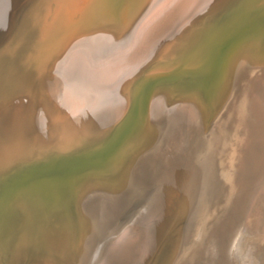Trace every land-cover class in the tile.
Masks as SVG:
<instances>
[{
  "label": "rangeland",
  "instance_id": "obj_1",
  "mask_svg": "<svg viewBox=\"0 0 264 264\" xmlns=\"http://www.w3.org/2000/svg\"><path fill=\"white\" fill-rule=\"evenodd\" d=\"M167 2L130 0L116 24L102 18L108 0L0 5V264H211L216 248L204 229L244 192L252 110L264 107V0H196L160 35ZM216 52L231 55L224 74ZM109 69L121 71L105 81ZM220 160L226 185L212 190ZM251 208L233 264H264V205ZM151 219L164 228L154 252L118 258V245L143 241Z\"/></svg>",
  "mask_w": 264,
  "mask_h": 264
},
{
  "label": "bare ground",
  "instance_id": "obj_2",
  "mask_svg": "<svg viewBox=\"0 0 264 264\" xmlns=\"http://www.w3.org/2000/svg\"><path fill=\"white\" fill-rule=\"evenodd\" d=\"M5 0H0V5H2L3 4V2H4ZM118 1V2H117ZM129 1L130 0H121V2H119V0H108V2L110 3L108 6H107V8H106V10L104 9V7H103V5L102 6H100L101 7V10H102V18L103 19H105V21L106 22H109L108 24H110V23H114V24H116V23H118V21H119V17L121 16V17H124V13L126 12H124V13H120V11H121V9L122 8H124V5L126 6V5H128L129 6ZM196 0H168V4L164 7V8H162L161 9V11H160V14H159V17H164L163 18V23H162V25L159 27V31H161V33H160V35H162L163 33H164V31H165V28H166V25H168V26H171V24L173 23V22H175V20L178 18V17H180L181 15H182V13L187 9V8H189L194 2H195ZM39 2V1H38ZM32 3H34V2H32ZM31 3V4H32ZM67 3V2H66ZM115 3V4H114ZM162 3H164V2H162ZM9 4V3H8ZM43 4V3H42ZM46 4V3H45ZM114 4V5H113ZM51 5V4H50ZM119 5V6H118ZM198 5V4H197ZM7 6V5H6ZM32 6H33V4H32ZM65 6V5H64ZM68 6V5H67ZM99 6V5H98ZM112 6L113 7H117L118 6V8H116L117 9V13L119 14H117V13H113V12H115V11H113V8H112ZM159 6V5H158ZM35 7V6H34ZM127 7V6H126ZM6 8V7H5ZM72 8V7H71ZM157 8V7H156ZM165 8L167 9V8H169L170 9V11L168 10V12H166L165 11ZM7 9V8H6ZM37 9V8H36ZM50 9V8H49ZM257 9V8H256ZM255 9V10H256ZM39 10V9H38ZM72 10H73V8H72ZM127 10H129V7L127 8ZM42 11H43V9H42ZM250 11V10H249ZM258 11V10H257ZM261 11V10H260ZM34 12H36V11H34ZM45 12V11H44ZM166 12V13H165ZM250 12H252V11H250ZM262 12H264V11H262ZM43 13V12H42ZM49 13H50V11H49ZM155 13H157V11H155ZM159 13V12H158ZM258 13H259V11H258ZM6 14V13H5ZM56 14V13H55ZM72 14V17H73V13H71ZM95 14V13H94ZM98 14V13H97ZM150 14V13H149ZM256 14H257V12H256ZM262 14H264V13H262ZM152 15V14H151ZM153 15H155V14H153ZM30 16H31V14H30ZM99 16V15H98ZM264 16V15H263ZM29 17V16H28ZM27 17V18H28ZM93 17V16H92ZM92 17H90V18H92ZM100 17V18H101ZM143 17V16H142ZM246 17V16H245ZM245 17H243V18H245ZM248 17V16H247ZM261 17H262V15H261ZM261 17H259V18H261ZM148 18V17H147ZM149 18H152V17H149ZM248 18H250V17H248ZM259 18L257 19V21H258V23H259ZM29 19V18H28ZM99 19V18H98ZM155 19V18H154ZM160 19V18H159ZM242 19V18H241ZM247 19V18H246ZM264 19V18H263ZM61 20V19H60ZM96 20H97V18H96ZM161 20V19H160ZM252 20V19H251ZM261 20V19H260ZM124 23H126L127 22V20H125V18H124ZM146 21V20H145ZM152 21H154V20H152ZM240 22H241V20H239ZM239 21H237L236 20V22H239ZM68 22V21H67ZM66 22V23H67ZM160 22V21H159ZM235 22V23H236ZM13 23V22H12ZM96 23V22H95ZM143 23V22H142ZM186 23V22H185ZM242 23V22H241ZM244 23V22H243ZM242 23V24H243ZM57 24H58V22H57ZM57 24H55V25H57ZM60 24V23H59ZM64 24L65 23H63V26H64ZM107 24V23H106ZM182 24V23H181ZM229 24V23H228ZM234 24V23H233ZM232 24V25H233ZM0 25H1V23H0ZM91 25V24H90ZM104 25V24H103ZM138 25H145L144 23L143 24H138ZM236 25V24H235ZM250 25H252V24H250ZM60 25H58V27H59ZM106 26V25H105ZM108 27L110 26V25H107ZM229 26V25H228ZM66 27V26H65ZM71 27V26H70ZM146 28V27H145ZM224 28V27H223ZM240 28V27H239ZM242 28V27H241ZM66 29H67V27H66ZM65 29V30H66ZM69 29V28H68ZM110 29H112V30H115V28H110ZM138 29V28H137ZM147 29V28H146ZM229 29H231V28H229ZM233 29V28H232ZM232 29H231V31L229 30V32H232ZM237 29V28H236ZM243 29V28H242ZM86 30V29H85ZM91 30V29H90ZM94 30V29H93ZM142 30H144L145 32L147 31V30H145L144 28L142 29ZM150 30V29H149ZM225 30V29H224ZM37 31V30H36ZM64 31V30H63ZM73 31V30H72ZM87 31H88V29H87ZM108 31V30H107ZM139 31V30H138ZM137 31V32H138ZM243 31H245V29L243 30ZM247 31V30H246ZM253 31V30H252ZM60 31L58 30V35L59 34H61V36H62V34L63 33H59ZM61 32H62V30H61ZM65 32V31H64ZM86 32V31H85ZM89 32V31H88ZM88 32H87V34H88ZM96 32V31H95ZM97 32H98V30H97ZM130 32H131V30H130ZM135 32V31H134ZM142 33H143V31H141ZM145 32H144V35H145ZM151 32V31H150ZM237 32H238V30H237ZM250 32V31H249ZM17 33H19V32H17ZM66 33V32H65ZM89 33H91V32H89ZM115 33L117 34V36H119V31H117V30H115ZM141 33V34H142ZM228 33V32H227ZM236 33V32H235ZM239 33V32H238ZM37 34H38V32H37ZM40 34V33H39ZM48 34V33H47ZM55 34H56V32H55ZM133 34V33H132ZM141 34L139 35V37L136 35V37H138L139 38V40H140V36H141ZM214 34V33H213ZM225 34H226V32H225ZM232 34V33H231ZM241 34V33H240ZM41 35V34H40ZM57 35V34H56ZM63 35H65V34H63ZM143 34H142V36H144ZM149 35V34H148ZM229 35V34H228ZM238 36H240L239 34H237ZM245 35V34H244ZM244 35H243V37H244ZM88 36H90V35H88ZM223 36V35H222ZM227 36V35H226ZM133 37V36H132ZM135 37V36H134ZM217 37V36H216ZM215 37V38H216ZM232 37H234V36H231V38ZM6 38V37H5ZM4 38V39H5ZM56 38H57V36H56ZM56 38H53V40L54 39H56ZM59 38V37H58ZM63 38H64V36H63ZM66 38V37H65ZM64 38V39H65ZM229 38V37H228ZM235 38V37H234ZM237 38V37H236ZM235 38V39H236ZM3 39V40H4ZM142 39V38H141ZM145 39V38H144ZM211 39V38H210ZM217 39V38H216ZM234 39V40H235ZM2 40V41H3ZM218 40V39H217ZM225 40V39H224ZM228 40V39H227ZM232 40H233V38H232ZM1 41V42H2ZM39 41V40H38ZM37 41V42H38ZM46 41V40H45ZM58 41V40H57ZM208 41V40H207ZM207 41H205V42H207ZM216 41V40H215ZM231 41V40H230ZM229 41V42H230ZM0 42V43H1ZM36 42V43H37ZM56 42V41H55ZM59 42V41H58ZM145 42V41H144ZM175 42V41H174ZM226 42H228V41H226ZM229 42H228V44H229ZM234 42V41H233ZM39 43V42H38ZM43 43H44V41H43ZM140 43H141V41H140ZM171 43H173V42H171ZM220 43H222V41H220ZM12 44V43H11ZM143 44V43H142ZM228 44H227V47H229L228 46ZM230 44H231V42H230ZM229 44V45H230ZM35 45V44H34ZM134 45V44H133ZM138 45V44H137ZM141 45V44H140ZM144 45V44H143ZM202 45V44H201ZM224 46V45H223ZM39 47H41V44H40V46ZM43 47H45V46H43ZM42 47V48H43ZM52 47V46H51ZM133 47H135V46H133ZM137 47V46H136ZM141 47V46H140ZM147 47V46H146ZM145 47V48H146ZM200 47V46H199ZM33 48H35V46L33 47ZM46 48V47H45ZM138 48V47H137ZM209 48V47H208ZM221 49L223 48V47H220ZM220 48H218V49H220ZM7 49H8V47H7ZM36 49V48H35ZM38 49V48H37ZM132 49V48H131ZM201 49V48H200ZM225 49V48H224ZM228 49V48H227ZM3 50V49H2ZM129 50V49H128ZM168 50V49H167ZM217 50V49H216ZM136 51V50H135ZM142 51V50H141ZM204 51V50H203ZM219 51V50H218ZM223 51V50H222ZM221 50H220V52H222ZM225 52L224 53H226V50H224ZM2 52H4V51H2ZM138 52H139V50H138ZM142 52H144V50L142 51ZM141 52V53H142ZM205 52H206V49H205ZM204 52V53H205ZM220 52H218L219 54H220ZM229 52H230V50H229ZM30 53V52H29ZM134 53H136V52H134ZM140 53V54H141ZM203 52H202V50H201V54H202ZM203 53V54H204ZM208 53V52H207ZM145 54H147V53H145ZM201 54H200V56H201ZM216 54H217V52H216ZM219 54H217V58H216V62H218L219 60H218V58L220 59V57L218 56ZM221 54H223V52L221 53ZM1 55V54H0ZM3 55V54H2ZM29 55H31V53L29 54ZM35 55V54H34ZM70 55V54H69ZM68 55V56H69ZM142 55H143V53H142ZM15 56V55H14ZM67 56V57H68ZM120 56H121V54H120ZM131 56V55H130ZM135 56V55H134ZM134 56H131V57H134ZM221 56V59H220V61H219V67L216 65V67H218L219 68V70H221V73H225V72H222V69L224 68L223 67V64H224V62H225V60H226V56H228V53L227 54H224V56H222V55H220ZM229 56H231V55H229ZM229 56H228V59H229ZM84 57V56H83ZM198 57V56H197ZM196 57V58H197ZM203 56H201L200 58H202ZM206 57V56H205ZM216 57V56H215ZM147 58V57H146ZM196 58H194L195 60H196ZM200 58H198V59H200ZM88 59V58H87ZM86 59V60H87ZM120 59V58H119ZM118 59V60H119ZM136 59V58H135ZM141 59V58H140ZM144 59V58H143ZM148 59V58H147ZM206 59V58H205ZM214 59V58H213ZM41 60V59H40ZM39 60V61H40ZM85 60V59H84ZM129 60V59H128ZM132 60H134V58L132 59ZM137 60V59H136ZM218 60V61H217ZM23 61V60H22ZM80 61V60H79ZM117 61V60H116ZM141 61V60H140ZM192 61H194V60H192ZM203 62H204V60H202ZM25 62V61H24ZM84 62H87V63H89L88 61H84ZM128 62V61H127ZM131 62V61H130ZM142 62H143V60H142ZM212 62V61H211ZM227 62V61H226ZM140 63V62H139ZM82 64V63H81ZM126 64V63H125ZM135 64V63H134ZM134 64H133V66H134ZM212 64H213V62H212ZM211 64V65H212ZM214 64H216V63H214ZM39 65V64H38ZM140 65V64H139ZM209 65H210V63H209ZM225 65V64H224ZM22 66H24V63H23V65ZM35 66H37V65H35ZM88 66H89V64H88ZM126 66V65H125ZM133 66H132V68H133ZM199 66H201V65H199ZM215 66V65H214ZM213 66V67H214ZM81 67V66H80ZM208 67V66H207ZM212 67V66H211ZM225 67H227V66H225ZM93 68V67H92ZM121 68V67H120ZM123 68V67H122ZM210 68V67H209ZM37 69V68H36ZM212 69V68H211ZM73 70V69H72ZM86 70V69H85ZM89 70V69H88ZM125 70H127V68L125 67ZM206 70V69H205ZM209 69L207 68V71H208ZM214 70V69H213ZM216 70L218 71V69L216 68ZM214 71V72H217V71ZM12 71V70H11ZM75 71V70H74ZM80 71V70H79ZM82 71V70H81ZM93 71V70H92ZM91 71V72H92ZM121 71V70H120ZM120 71H118V72H120ZM224 71V70H223ZM118 72L117 71H114L113 69L111 70V69H109V70H107L106 71V73H105V81H111V80H113L117 75H118ZM123 72V71H122ZM95 73V72H94ZM79 74H80V72H79ZM83 74V73H82ZM215 74H218V73H215ZM93 75V74H92ZM120 75V74H119ZM80 76V75H79ZM83 76V75H82ZM86 76H87V74H86ZM88 76H90V75H88ZM118 77V76H117ZM29 78V77H28ZM41 78V77H40ZM89 78V77H88ZM91 78V77H90ZM38 79V78H37ZM116 80V79H115ZM122 80H123V78H122ZM84 83V82H83ZM87 83V82H86ZM97 85V84H96ZM114 85V84H113ZM104 86V85H103ZM101 88V87H100ZM103 89H105V87L103 88ZM102 90V89H101ZM112 90V89H111ZM113 90H115L114 88H113ZM119 90V89H118ZM110 91V90H109ZM105 92H107V90L105 91ZM112 92V91H111ZM113 92H115V91H113ZM122 92V91H121ZM153 92V91H152ZM139 93V92H138ZM103 94V93H102ZM109 94V93H108ZM151 94V93H150ZM116 95V94H115ZM134 96V95H133ZM142 96V95H141ZM143 97V96H142ZM37 98H39V97H37ZM133 98V97H132ZM137 99H138V96H137ZM137 99L135 100V102L133 101V100H131V104H132V106L134 107V104H135V106H137L136 105V103H137ZM140 99V98H139ZM144 102V101H143ZM36 103V102H35ZM45 103V102H44ZM264 104V103H263ZM56 105V104H55ZM54 105V106H55ZM115 108H117V107H115ZM56 109H57V107H56ZM135 109V108H134ZM141 110V109H140ZM113 111H114V109H113ZM115 111H117V110H115ZM252 115H253V117H254V120L252 121V123H251V126H250V129H249V132H250V136H251V142H250V144L248 145V147H246L245 145H244V147H246V162H245V165L243 166V169H242V174H243V180H244V182H243V185H244V192H242V193H240V194H236L235 195V197H234V199H233V202H232V205H231V207H230V209L229 210H221V211H218L217 212V214H216V218L213 220V222L207 227V229H206V232H205V229H204V236H205V240L207 241V242H209V241H213V244H214V246H215V251H214V254H213V256L211 257V260H210V262H211V264H233L231 261V249L233 248V246H234V244H235V242H236V239H237V237L239 236V233H240V231H241V228L243 227V220L245 219V216H246V214H247V211L254 205V204H261V205H264V107H263V105L262 104H260V103H255L254 104V106H253V110H252ZM20 117V116H19ZM18 117V115H17V118H19ZM60 117V116H59ZM21 118V117H20ZM133 118V117H132ZM42 119V118H41ZM128 120V116L125 118V120ZM18 120V119H17ZM132 120V119H131ZM54 121V120H53ZM60 121V120H59ZM21 122V121H20ZM51 122V121H50ZM18 123V122H17ZM19 124V123H18ZM124 124V123H123ZM122 124V126H124ZM128 124V123H127ZM176 123L174 122V125H175ZM22 125V124H21ZM20 126V125H19ZM125 127V126H124ZM174 127V126H173ZM22 128V127H21ZM21 128H19V130H21ZM122 128V127H121ZM120 128V129H121ZM16 129H17V127H16ZM18 130V131H19ZM21 132H22V130H21ZM118 132H122V131H118ZM19 133V132H18ZM17 133V134H18ZM22 134V133H21ZM249 134V133H248ZM20 135V134H19ZM23 135V134H22ZM232 137V136H231ZM243 137V136H242ZM17 138H19V137H17ZM16 138V139H17ZM78 138V137H77ZM237 138V137H236ZM246 138V137H245ZM85 139V138H84ZM113 139H115V140H113ZM112 139V143L110 144L111 145V149L110 150H113L115 147H116V141H117V138H113ZM244 139V138H243ZM18 140H20V139H18ZM68 140V139H67ZM229 140H231V139H229ZM17 141V140H16ZM227 141V140H226ZM231 141H233V140H231ZM13 142H15L14 140L12 141V143ZM21 142V141H20ZM66 142V141H65ZM108 142V143H109ZM235 141H233V143H234ZM238 142H239V140H238ZM243 142H244V140H243ZM16 143V142H15ZM68 143V142H67ZM66 143V144H67ZM103 143V142H102ZM107 143V144H108ZM229 143H230V141H229ZM236 143V142H235ZM240 143V142H239ZM20 144V143H19ZM101 144V143H100ZM11 145V144H10ZM13 145H15V144H13ZM17 145V144H16ZM21 145V144H20ZM71 145V144H70ZM74 145V144H73ZM86 145V144H85ZM105 145V144H104ZM235 145V144H234ZM65 146V145H64ZM102 146V145H101ZM101 146H99V147H101ZM230 146L231 145H229V148H230ZM237 146H238V144H237ZM10 147V146H9ZM8 147V148H9ZM12 147H14V146H12ZM66 147V146H65ZM64 147V148H65ZM114 147V148H113ZM3 148H4V146H3ZM103 148H104V146H103ZM121 148V147H120ZM227 148V147H226ZM234 149L236 148V147H233ZM17 149H19L20 150V148H18V146H17ZM238 149V148H237ZM4 150H7L6 148L4 149ZM10 150H11V148H10ZM227 150H230V149H227ZM1 151V150H0ZM3 151V150H2ZM2 151H1V153H2ZM13 151V150H12ZM15 151V150H14ZM13 151V152H14ZM39 151V150H38ZM63 151H64V149H63ZM232 151V150H231ZM239 151H241V150H239ZM4 152V151H3ZM19 152H21V151H19ZM40 152V151H39ZM87 152V151H86ZM108 152V151H107ZM15 153H18V151L17 152H15ZM23 153H24V151H23ZM44 153V152H43ZM122 153V152H121ZM236 153V152H235ZM11 154H14V153H11ZM55 154H59V153H55ZM54 154V157H56L57 158V156ZM79 154V153H78ZM84 154V153H83ZM1 155V154H0ZM19 155V154H18ZM62 156H63V154H61ZM73 155V154H72ZM77 155V154H76ZM121 155V154H120ZM8 156V155H7ZM15 156V155H14ZM65 156V155H64ZM75 156V155H74ZM231 156H233V155H231ZM12 157V156H11ZM10 157V158H11ZM17 157V156H16ZM53 157V158H54ZM67 157H69L68 155H67ZM78 157V156H77ZM121 157V156H120ZM3 158H5V156L3 157ZM15 158V157H14ZM63 158V157H62ZM66 158V157H65ZM238 158V157H237ZM239 158H240V156H239ZM119 159H121L122 160V158H119ZM2 160V159H1ZM0 160V161H1ZM5 160V159H4ZM12 160H13V158H12ZM46 160V159H45ZM238 160H240V159H238ZM11 161V160H10ZM4 161H2V163H3ZM6 162H8L9 163V161L8 160H5V163ZM52 162V161H51ZM120 162V161H119ZM8 163H6V164H8ZM116 163V162H115ZM118 163V162H117ZM117 163H116V167H117ZM10 164V163H9ZM121 164V163H120ZM4 165V164H3ZM213 165V164H212ZM1 167V166H0ZM115 167V168H116ZM2 168V167H1ZM5 168V167H4ZM191 169V168H190ZM192 170H193V168H192ZM191 171V170H190ZM227 172H228V160H220V161H216V163L214 164V168H213V173H212V182H211V189L212 190H215V189H217L218 187H220V185H223V184H225L226 185V180H227ZM206 172L205 171H203V172H201L200 173V176H199V178H198V183H202L203 181H204V179L206 178V174H205ZM192 174V173H191ZM229 174V173H228ZM52 176V175H51ZM54 176V175H53ZM105 176V175H104ZM180 178V177H179ZM57 179V178H56ZM87 179V178H86ZM192 179V178H191ZM20 180V179H19ZM49 180V179H48ZM94 180V179H93ZM95 181V180H94ZM58 183L60 182V180L59 181H57ZM96 182V181H95ZM101 182V181H100ZM190 182H192V181H190ZM189 182H187V184H188ZM43 184V183H42ZM10 185V184H9ZM9 185H7V186H9ZM19 185V184H18ZM63 185V184H62ZM66 185V184H65ZM71 185V184H70ZM201 185V184H200ZM236 186V185H235ZM10 187V186H9ZM24 187V186H23ZM22 187V188H23ZM8 188V187H7ZM10 189V188H9ZM8 189V190H9ZM104 189V188H103ZM102 189V190H103ZM236 189V188H235ZM238 189V188H237ZM4 190V189H3ZM101 190V191H102ZM105 190V189H104ZM184 190V189H183ZM224 190V189H223ZM47 191V190H46ZM87 191H88V189H87ZM3 192V191H2ZM12 192V191H11ZM22 192V191H21ZM48 192V191H47ZM7 193V192H6ZM45 193V192H44ZM74 193H76V192H74ZM14 194V193H13ZM22 194V193H21ZM20 194V195H21ZM2 195V194H1ZM15 195V194H14ZM18 195V194H17ZM16 195V196H17ZM76 195V194H75ZM46 196V195H45ZM5 197V196H4ZM10 197V196H9ZM16 198V197H15ZM11 200V199H10ZM9 200V201H10ZM1 201V200H0ZM14 201V200H13ZM7 202V201H6ZM1 204V203H0ZM57 204V203H56ZM181 204V203H180ZM2 207V206H1ZM252 209V208H251ZM55 210V209H54ZM57 212V211H56ZM249 213V212H248ZM260 213V212H259ZM258 213V214H259ZM152 214H154V213H152ZM254 216V215H253ZM261 216V215H260ZM258 217V216H257ZM263 217V216H262ZM258 218H260V217H258ZM259 220V219H258ZM126 221V220H125ZM256 222V221H255ZM247 223V222H246ZM254 224V223H253ZM92 225V224H91ZM95 225V224H94ZM167 225V224H166ZM100 226V225H99ZM259 226H260V224H259ZM258 227V226H257ZM163 223H157V222H155L154 221V219H151L149 222H148V225H147V228H146V232H145V236H143L144 237V239H143V241L142 240H140V238H126L125 240L124 239H122V240H124L123 242H122V244L120 245H118V247L116 248V251H115V253H116V255H117V257L118 258H121V259H126L125 260V262L127 263V262H130V261H132V260H134V259H138V260H140V261H144V260H146L153 252H154V250L158 247V245H159V243H160V237H161V234H162V231H163ZM255 229V228H254ZM76 231V230H75ZM247 231V230H246ZM252 231V230H251ZM252 233V232H251ZM255 233V232H254ZM26 234V233H25ZM256 234V233H255ZM17 236V235H16ZM123 236H125V235H123ZM164 237V236H163ZM45 238V237H44ZM20 239H23V238H20ZM46 239V238H45ZM25 240V239H24ZM19 241V240H18ZM24 243H25V241H23ZM119 242V241H118ZM121 242V241H120ZM18 243V242H17ZM6 244V243H5ZM6 249V248H5ZM112 250V249H111ZM114 250V249H113ZM233 250V249H232ZM5 252V251H4ZM111 252V251H110ZM113 253H114V251H113ZM20 254V253H19ZM108 254H109V252H108ZM111 254V253H110ZM23 255V254H22ZM104 257V256H103ZM115 257V256H114ZM101 258V257H100ZM107 258V257H106ZM99 259V258H98ZM117 259V258H116ZM32 261V260H31ZM101 261V260H100ZM105 261V260H104ZM109 261V260H108ZM3 262V261H2ZM115 262V261H114ZM119 262H121L120 260H119ZM101 264V263H100ZM104 264V263H103ZM106 264V263H105ZM109 264V263H108ZM118 264V263H117Z\"/></svg>",
  "mask_w": 264,
  "mask_h": 264
},
{
  "label": "water",
  "instance_id": "obj_3",
  "mask_svg": "<svg viewBox=\"0 0 264 264\" xmlns=\"http://www.w3.org/2000/svg\"><path fill=\"white\" fill-rule=\"evenodd\" d=\"M216 1H217V0H213L212 3L214 4ZM208 6H209V5H208ZM202 11H203V10H202ZM202 11L199 12L196 16H199V15L202 13ZM196 16H195V17H196ZM155 92H159V91H155ZM78 204H79V203L77 202L76 210H77V212H78V214H79ZM130 210H131V208H130L129 211H128V212H129V215H134V213L137 212V208L134 209L133 211H130ZM180 220L183 221L184 219H183V218H182V219L180 218ZM128 223H129V222H128ZM128 223L124 226V228L128 225ZM124 228H123V229H124ZM123 229H122V230H123ZM122 230H121V231H122ZM243 231H244V230H243ZM243 231H241V232H243ZM172 232H173V230H172L171 232H169V233L165 236V238H164V240H163V242H162V245H163L165 239L167 238V236H170ZM241 232H240V233H241ZM247 232H248V231H247ZM248 233H249V232H248ZM239 235H240V234H239ZM237 238H238V237H237ZM236 240H237V239H236ZM235 243H236V242H235ZM162 245H161V246H162Z\"/></svg>",
  "mask_w": 264,
  "mask_h": 264
}]
</instances>
